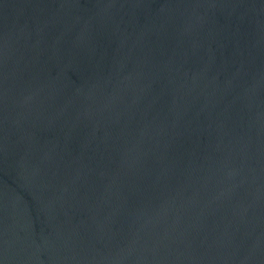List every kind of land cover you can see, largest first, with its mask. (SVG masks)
Wrapping results in <instances>:
<instances>
[{
  "label": "water",
  "instance_id": "95a60500",
  "mask_svg": "<svg viewBox=\"0 0 264 264\" xmlns=\"http://www.w3.org/2000/svg\"><path fill=\"white\" fill-rule=\"evenodd\" d=\"M0 264H264V0H0Z\"/></svg>",
  "mask_w": 264,
  "mask_h": 264
}]
</instances>
